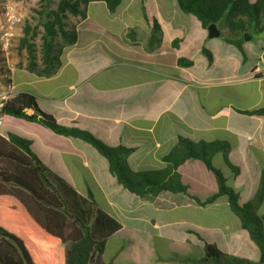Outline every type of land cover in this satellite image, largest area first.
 <instances>
[{
  "label": "crops",
  "instance_id": "crops-1",
  "mask_svg": "<svg viewBox=\"0 0 264 264\" xmlns=\"http://www.w3.org/2000/svg\"><path fill=\"white\" fill-rule=\"evenodd\" d=\"M152 19L162 35L160 44L148 51ZM74 25L76 41L63 51L54 75L40 77L26 65L11 68L16 92L33 95L38 107L61 124L85 129L109 146L133 148L127 159L133 171L164 168L162 157L183 137L223 144L227 158L241 166L248 186L240 204L254 196L261 179L264 185V119L241 113L264 108V71L254 72L264 40L254 48L244 41L239 50L224 40L209 39L196 19L179 11L175 0H122L113 13L103 2H91L86 17L75 19ZM203 48L211 54V63ZM179 58L192 65L179 66ZM10 133L31 140V151L49 156L55 165L48 167L32 151L46 167L70 181L80 195L91 192L120 224L104 240V252L111 248L118 257L121 252L114 245L136 236L151 235L156 241L172 236L187 254L174 257L189 264H195L189 259L202 256L205 242L224 253L258 260V248L240 228L225 197L206 205L170 192L142 200L117 184L107 161L89 144L5 115L0 136ZM224 158L218 152L212 160L221 167ZM177 172L200 201L217 191L216 181L211 182L199 161H187ZM125 232L128 237H119ZM157 250L146 257V264L170 259L166 251ZM104 252L105 263L112 264Z\"/></svg>",
  "mask_w": 264,
  "mask_h": 264
},
{
  "label": "trees",
  "instance_id": "trees-1",
  "mask_svg": "<svg viewBox=\"0 0 264 264\" xmlns=\"http://www.w3.org/2000/svg\"><path fill=\"white\" fill-rule=\"evenodd\" d=\"M45 21L42 23L40 61L29 39L21 40L28 50L27 68L40 77L54 75L60 66L65 49L76 41L75 25L68 29V15L84 19L91 2H103L110 13L122 0H41ZM179 11L196 19L207 31L215 24L223 40L242 50L243 35L264 30V0H175ZM51 6L53 8H51ZM41 14V13H40ZM145 20L149 19L144 15ZM147 50L161 42L162 31L155 19ZM30 28L26 27L24 36ZM58 39L63 41L58 42ZM179 42L175 39L174 47ZM202 53L209 63L211 54ZM178 65L189 67L192 62L178 59ZM32 111L31 115L26 111ZM3 113L28 122L37 123L56 135L79 139L102 156L117 184L142 200H153L162 192L184 194L197 203H213L226 197L231 212L259 250L258 260L224 253L215 244L204 243L201 257L189 259L195 264H264L263 219L257 213L264 196L261 179L258 190L247 202L240 204L239 195L226 185L222 173L212 165V157L224 152L219 142H194L178 137L168 154L162 157L165 167L155 170L133 171L128 157L133 148L109 146L89 131L75 125L59 123L43 112L33 95L17 92L4 106ZM264 119V108L242 111ZM190 160L201 162L213 174L217 192L200 201L189 193L181 182L178 168ZM121 228L106 213L91 192L80 195L70 181L46 167L31 151V140L15 134L0 136V264H106L103 259L104 240Z\"/></svg>",
  "mask_w": 264,
  "mask_h": 264
},
{
  "label": "rangeland",
  "instance_id": "rangeland-1",
  "mask_svg": "<svg viewBox=\"0 0 264 264\" xmlns=\"http://www.w3.org/2000/svg\"><path fill=\"white\" fill-rule=\"evenodd\" d=\"M9 5L14 12L20 15L21 21L19 25H17L16 30L14 32V37L10 41V47L8 49V59L7 61L0 57V71L6 68H14L15 66L22 67L24 65L27 66L29 53L26 47H21V40L26 38L29 39V42L33 45V49L35 51V56L39 63L40 61V47H41V36L43 34L42 23L45 21V13L43 12V4L41 0H0V12L5 11L6 5ZM51 8H53L51 6ZM41 13V14H40ZM68 17V29L73 30L74 21L77 18H74L70 14ZM30 28V32L27 36H24L25 28ZM245 40V43L250 47L254 48L257 44L261 43L264 40V30L261 33L250 32ZM249 38V39H248ZM214 39V38H213ZM216 39L223 40L222 37H217ZM244 40V35H243ZM209 41V40H208ZM58 42L61 43L63 41L58 39ZM6 63V64H5ZM40 160L46 164L48 167L55 168V165L51 162V158L46 155H40L39 152L33 148L32 150ZM227 153H225V158L221 167L216 165V161L212 160V165L217 168L226 180V185L236 191L239 195V198L244 201L247 195V184L242 174V169L239 164H236L227 158ZM201 163V162H200ZM203 165V164H202ZM209 177L211 178V182H215V178L211 172H209ZM213 182V183H214ZM215 185V184H214ZM258 190V188H257ZM256 190V191H257ZM211 191H209L210 194ZM217 192V191H216ZM215 192V193H216ZM254 194L256 193L253 191ZM214 194V193H213ZM211 194V195H213ZM210 195V196H211ZM209 197V196H208ZM207 197V198H208ZM226 198V197H225ZM205 201V200H204ZM206 205V204H205ZM257 213L261 215L264 219V196L262 202L258 208ZM175 232V231H174ZM263 232H264V222H263ZM151 234V233H149ZM127 232L121 233L119 237H128ZM176 236V235H175ZM151 235H143L141 237L136 236L134 238H128L126 241H118L114 246L115 248L120 249V254L118 257L113 256V251L111 248H107L104 252V256L108 261L111 260L112 264H146V257L153 251L159 253L157 248L160 251H166L169 254L168 261H156L161 264H189L188 262H183L179 260L174 255H187L185 252L180 250V245L178 241L172 240L175 239L169 237H160L158 241L153 239ZM122 249V250H121ZM178 251H181L180 253ZM172 254V255H171ZM181 261V262H180Z\"/></svg>",
  "mask_w": 264,
  "mask_h": 264
},
{
  "label": "built area",
  "instance_id": "built-area-1",
  "mask_svg": "<svg viewBox=\"0 0 264 264\" xmlns=\"http://www.w3.org/2000/svg\"><path fill=\"white\" fill-rule=\"evenodd\" d=\"M21 17L7 4L4 12H0V57L7 61L10 41L14 37V32L19 25ZM6 64V63H5ZM264 71V47L261 50L258 63L254 72L262 73ZM16 88L12 82V69L6 68L1 74L0 81V135L4 126L3 109L5 104L16 94Z\"/></svg>",
  "mask_w": 264,
  "mask_h": 264
},
{
  "label": "water",
  "instance_id": "water-1",
  "mask_svg": "<svg viewBox=\"0 0 264 264\" xmlns=\"http://www.w3.org/2000/svg\"><path fill=\"white\" fill-rule=\"evenodd\" d=\"M219 35H220V33H219V31H218V29H217L215 24H211V25L208 26V28H207V36H208L209 39L217 38V37H219ZM247 35L248 34H244V41L247 39L246 38Z\"/></svg>",
  "mask_w": 264,
  "mask_h": 264
}]
</instances>
